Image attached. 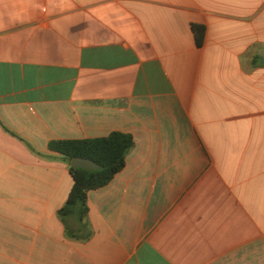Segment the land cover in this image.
Segmentation results:
<instances>
[{
    "label": "crops",
    "instance_id": "1",
    "mask_svg": "<svg viewBox=\"0 0 264 264\" xmlns=\"http://www.w3.org/2000/svg\"><path fill=\"white\" fill-rule=\"evenodd\" d=\"M263 57L264 0H0V264H264ZM115 132L63 220L49 144Z\"/></svg>",
    "mask_w": 264,
    "mask_h": 264
},
{
    "label": "trees",
    "instance_id": "2",
    "mask_svg": "<svg viewBox=\"0 0 264 264\" xmlns=\"http://www.w3.org/2000/svg\"><path fill=\"white\" fill-rule=\"evenodd\" d=\"M197 44L204 42L205 27H194ZM135 141L131 135L115 132L107 137L54 141L49 150L62 156L69 166L74 184L64 207L59 215L64 220L68 216H77L83 221L89 211L88 194L90 191L107 186L126 165L129 152L134 148ZM86 158L95 161L100 168L86 170L71 167L74 158Z\"/></svg>",
    "mask_w": 264,
    "mask_h": 264
},
{
    "label": "water",
    "instance_id": "3",
    "mask_svg": "<svg viewBox=\"0 0 264 264\" xmlns=\"http://www.w3.org/2000/svg\"><path fill=\"white\" fill-rule=\"evenodd\" d=\"M260 64L264 65V57L260 59ZM71 167L73 168H82L86 170H97L100 166L91 159L86 158H74L71 162Z\"/></svg>",
    "mask_w": 264,
    "mask_h": 264
}]
</instances>
